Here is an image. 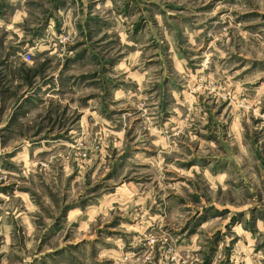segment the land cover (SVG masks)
<instances>
[{
  "label": "rangeland",
  "instance_id": "obj_1",
  "mask_svg": "<svg viewBox=\"0 0 264 264\" xmlns=\"http://www.w3.org/2000/svg\"><path fill=\"white\" fill-rule=\"evenodd\" d=\"M18 3L0 264H264V0Z\"/></svg>",
  "mask_w": 264,
  "mask_h": 264
},
{
  "label": "built area",
  "instance_id": "obj_2",
  "mask_svg": "<svg viewBox=\"0 0 264 264\" xmlns=\"http://www.w3.org/2000/svg\"><path fill=\"white\" fill-rule=\"evenodd\" d=\"M23 59L25 62L29 63L32 61L33 59V55L31 52H27L24 56H23Z\"/></svg>",
  "mask_w": 264,
  "mask_h": 264
},
{
  "label": "crops",
  "instance_id": "obj_3",
  "mask_svg": "<svg viewBox=\"0 0 264 264\" xmlns=\"http://www.w3.org/2000/svg\"><path fill=\"white\" fill-rule=\"evenodd\" d=\"M18 7H17V9H16V12H18V13H22L23 12V6L21 5V3H20V0H18ZM20 17V16H19ZM18 18V17H17ZM21 18V17H20ZM18 25H20V23L18 24Z\"/></svg>",
  "mask_w": 264,
  "mask_h": 264
}]
</instances>
